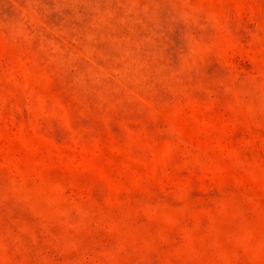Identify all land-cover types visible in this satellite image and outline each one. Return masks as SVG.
<instances>
[{
  "label": "rangeland",
  "instance_id": "374dc122",
  "mask_svg": "<svg viewBox=\"0 0 264 264\" xmlns=\"http://www.w3.org/2000/svg\"><path fill=\"white\" fill-rule=\"evenodd\" d=\"M0 264H264V0H0Z\"/></svg>",
  "mask_w": 264,
  "mask_h": 264
}]
</instances>
